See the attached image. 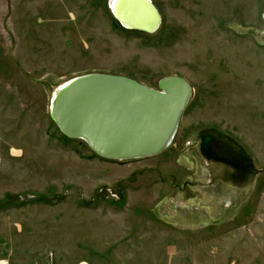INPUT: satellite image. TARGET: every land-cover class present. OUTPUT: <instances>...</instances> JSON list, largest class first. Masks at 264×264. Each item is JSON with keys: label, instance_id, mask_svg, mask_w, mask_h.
<instances>
[{"label": "rangeland", "instance_id": "obj_1", "mask_svg": "<svg viewBox=\"0 0 264 264\" xmlns=\"http://www.w3.org/2000/svg\"><path fill=\"white\" fill-rule=\"evenodd\" d=\"M110 1L0 0V264H264V0H152L153 33ZM91 72L186 78L171 144L64 134L55 91Z\"/></svg>", "mask_w": 264, "mask_h": 264}, {"label": "water", "instance_id": "obj_2", "mask_svg": "<svg viewBox=\"0 0 264 264\" xmlns=\"http://www.w3.org/2000/svg\"><path fill=\"white\" fill-rule=\"evenodd\" d=\"M112 11L128 29L153 33L162 22L151 0H114ZM191 95L189 81L177 74L163 76L155 88L126 75L91 72L71 79L51 116L100 157L142 158L171 144Z\"/></svg>", "mask_w": 264, "mask_h": 264}, {"label": "bare ground", "instance_id": "obj_3", "mask_svg": "<svg viewBox=\"0 0 264 264\" xmlns=\"http://www.w3.org/2000/svg\"><path fill=\"white\" fill-rule=\"evenodd\" d=\"M113 1L114 0H111L110 1V9H111V11H112V3H113ZM151 2L154 4V2L151 0ZM155 5V4H154ZM156 6V5H155ZM157 7V6H156ZM159 10V9H158ZM116 11H117V13H119V11H118V7H116ZM112 13H113V11H112ZM114 15V14H113ZM120 16H121V14H119ZM122 17V16H121ZM123 18V17H122ZM161 19H162V17H161ZM162 21H163V19H162ZM131 22V21H130ZM132 23H133V21H132ZM135 24V23H134ZM161 25H162V22H161V24H160V26H159V28L161 27ZM159 28L157 29V30H159ZM126 29H128V28H126ZM157 30H155V32H157ZM138 31H141V30H138ZM142 32H145V31H142ZM147 33V32H146ZM149 33V32H148ZM71 81V79L70 80H68V81H65L63 84H61L59 87H58V89H57V91H55V95H54V97H53V101H52V105H53V103L55 102V100H56V98L57 97H59L60 96V94L65 90V88L67 87V85H68V83ZM51 105V106H52Z\"/></svg>", "mask_w": 264, "mask_h": 264}, {"label": "trees", "instance_id": "obj_4", "mask_svg": "<svg viewBox=\"0 0 264 264\" xmlns=\"http://www.w3.org/2000/svg\"><path fill=\"white\" fill-rule=\"evenodd\" d=\"M113 19H114L115 23H118L119 25H121V23L119 22V20L114 15H113ZM121 27L124 28V29H126V27H124L122 25H121ZM126 30H135V29H126Z\"/></svg>", "mask_w": 264, "mask_h": 264}]
</instances>
